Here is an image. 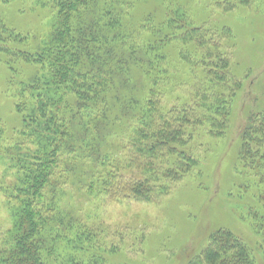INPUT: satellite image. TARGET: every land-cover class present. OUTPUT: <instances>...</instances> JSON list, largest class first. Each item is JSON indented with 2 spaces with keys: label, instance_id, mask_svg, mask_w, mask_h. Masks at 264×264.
Wrapping results in <instances>:
<instances>
[{
  "label": "rangeland",
  "instance_id": "rangeland-1",
  "mask_svg": "<svg viewBox=\"0 0 264 264\" xmlns=\"http://www.w3.org/2000/svg\"><path fill=\"white\" fill-rule=\"evenodd\" d=\"M37 2L0 0V29L27 38L25 43L15 44L2 31L0 36V241L12 229L6 197L17 185L19 162L27 150L36 151L22 138L27 127L17 106L32 105L36 102L32 97L41 93L46 98L48 92L71 100L62 105L75 101L68 94L74 87L57 79L55 71L61 61H52L50 69L48 59H41L59 45L52 37L58 15ZM170 19L173 30L161 33L162 41L156 45L159 61L155 60L151 72L147 69L150 74L146 76L132 64L129 87L126 90L116 84L112 93L116 98L108 105L112 122L105 126L110 133L100 150H112L124 192L117 190L109 196L88 192L89 173L93 178L99 168L85 159L82 167L79 164L78 177L62 186L59 206L94 235L89 253L83 256L85 263L94 255L95 264H200L197 258L209 247L211 236L223 230L244 245L255 264H264V161L247 164L241 155L249 119L264 113V0H137L124 17L125 26L136 34V28L147 21V27H159ZM94 31L92 27L85 34L96 42L99 38ZM140 37L143 45L156 43L154 38ZM27 55L36 60L27 62ZM92 60L83 58L82 63L90 69ZM218 73H227V84L218 81L214 75ZM204 80L208 91L198 95ZM125 94L127 102L123 98L122 103ZM151 99L156 113L165 116L174 113L192 118L194 112L208 117L182 132L179 159H170L186 171L177 183L162 177L170 171L166 159L148 162L129 147L139 120L133 118V109L129 115L128 110L135 101L148 103ZM200 106L214 112L225 107L224 117H218L219 129L210 123L214 112ZM146 177L153 181L148 183L152 194L146 191L147 198L124 189L128 183H143Z\"/></svg>",
  "mask_w": 264,
  "mask_h": 264
},
{
  "label": "trees",
  "instance_id": "trees-1",
  "mask_svg": "<svg viewBox=\"0 0 264 264\" xmlns=\"http://www.w3.org/2000/svg\"><path fill=\"white\" fill-rule=\"evenodd\" d=\"M136 1L38 0L40 8L54 10L58 15V28L52 37L57 39L59 45L46 51L41 59L51 62L50 64L47 60L50 69L52 61H61V67L55 71L57 79L62 84L69 83L74 87L75 90L69 88L68 94H72L75 101L74 105H62L71 100H65L63 95L58 97V93L54 95L53 92H48L46 98L41 93L32 97L36 101L32 105L23 103L17 106L27 127L22 138L28 140L29 146H34L36 151L32 154L27 150L21 157L17 185L6 197L12 229L0 241V264H95L94 255L89 257L91 260L88 263L83 259L86 251H90L93 233L65 214L59 206V198L62 196V186L78 177L79 164L82 167L85 159L92 161L94 168H99L97 176L93 173L92 178V172L89 173L85 186L88 192L96 190L99 195L107 196L117 190L124 192L122 185H119L122 178L120 171L115 169L117 163L112 150H100L103 140L110 133L105 130V126L112 122L108 105L116 98L112 95L116 84L126 90L129 87L127 76L132 64L146 73V76L150 74L156 64L155 60L159 61L160 55L157 56L156 53L159 49L156 45L162 41L161 33H164V29L172 31L174 25L173 19H170L159 27H147L150 24L147 21L142 27L136 28L137 34L132 33L133 30L125 26L127 20L124 17L128 16V11ZM92 27L95 29L93 35L98 36L99 41L94 42L92 35L85 34ZM82 29L86 31L83 32ZM1 31L4 34L7 32L5 27L1 28L0 36L3 35ZM108 34L109 38L106 37ZM5 35L9 42L15 44L27 41V38L12 33ZM142 35L154 38L156 43L143 45L145 42L141 40ZM134 39L141 41L135 44ZM94 44L99 47L95 48ZM18 54L25 56L21 52ZM24 58L27 62L36 60L32 55ZM83 58L89 61L93 59L90 69L83 65ZM84 69L93 72L84 75L80 72ZM220 69L224 72L228 70ZM210 74L212 73H205V76ZM214 75L219 82H223L221 84H227V73ZM93 78L96 81L91 83L89 79ZM79 81L82 85L78 84ZM200 85L203 88L198 89V95L205 94L208 91L204 89L205 80ZM121 96L122 103L123 98L127 102L126 94ZM129 100L132 104L130 98ZM214 101L216 105L217 98ZM133 105V108H129L128 115L133 109V118L139 121L130 149L133 154L143 155L148 162L166 159L170 171L162 177L170 184L177 183L186 173L183 166L173 164V161L179 159L176 154L182 148V132L195 123L201 124L196 121H205L208 117H200L194 112L191 113L193 119L177 117L174 113L165 116L156 113L152 99L148 103L147 100L135 101ZM200 107L204 110L209 108V113L215 111L211 107ZM224 111V106L218 107L213 114L215 117L210 123L217 129L220 126L218 117H224ZM175 112L184 113L183 110ZM242 139L243 160L251 165L256 161H264V113L251 116ZM123 149L127 147L124 146ZM171 158L173 161H170ZM118 168L121 169L120 165ZM147 179L152 178L146 177ZM146 180L134 185L128 183L124 189L135 197L145 199L146 191L150 192L148 183L153 182ZM151 194L152 192L149 195ZM197 260L200 264H255L244 245L232 233L223 230L211 236L209 247Z\"/></svg>",
  "mask_w": 264,
  "mask_h": 264
}]
</instances>
